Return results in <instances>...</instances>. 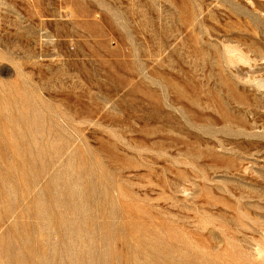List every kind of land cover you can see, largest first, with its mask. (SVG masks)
Segmentation results:
<instances>
[{"label":"rangeland","instance_id":"1","mask_svg":"<svg viewBox=\"0 0 264 264\" xmlns=\"http://www.w3.org/2000/svg\"><path fill=\"white\" fill-rule=\"evenodd\" d=\"M0 264H264V0H0Z\"/></svg>","mask_w":264,"mask_h":264}]
</instances>
